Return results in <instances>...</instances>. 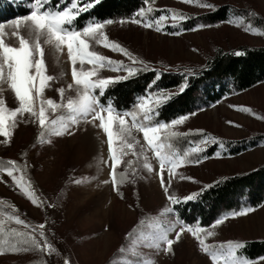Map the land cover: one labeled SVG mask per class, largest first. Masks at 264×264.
<instances>
[{
    "label": "rangeland",
    "instance_id": "rangeland-1",
    "mask_svg": "<svg viewBox=\"0 0 264 264\" xmlns=\"http://www.w3.org/2000/svg\"><path fill=\"white\" fill-rule=\"evenodd\" d=\"M13 1L19 3L20 0ZM56 2L58 0H54ZM200 2L212 7H200L196 3H185L183 0L147 2L138 12L143 10L145 13L140 18L147 21L167 14L168 19L163 23L162 31L132 22L137 19H122L105 24L102 31L109 41L118 43L143 63L134 64L121 52L93 42L92 50L113 61L123 62L125 66L120 71L100 69L99 75L102 78L126 77L127 68L135 69L144 64L201 65L218 48L264 45V35L246 30L251 25L257 31H264V0ZM225 4L237 13L228 20L198 23L190 29L177 30L170 26L180 21L171 19L173 11L184 17H193ZM26 7L31 11L30 1L26 2ZM149 9L156 10L159 14L150 17ZM24 16L3 17L0 23L7 26L12 20ZM7 31L10 33L12 29L7 28ZM176 32L179 35L171 34ZM8 43L16 44L17 41L9 36ZM44 49L47 74L56 77L50 82L51 87L45 89L44 97L61 103L57 89L64 88L66 91L63 102L66 103L67 97L75 96L74 91L68 90V85L73 81L67 50L54 53L48 45H44ZM0 88V99L6 101V107L16 108L18 102L7 83L0 85ZM242 108L251 111L245 112L240 110ZM48 116L49 119L67 117V112L65 108H58L55 113L48 110ZM183 116L188 119L175 126L173 131L186 133L202 130L214 139L217 136L240 139L264 134V81L246 90L227 94L218 101L207 103ZM127 121L130 125L131 117ZM98 124L99 120L93 123L91 116L86 119L81 117L78 123L69 124L68 132L63 135H48L45 132L43 139H39L41 127L35 117L25 113L16 118L10 137L0 136V158L14 161L22 169L14 172V175H23L43 203L40 206L34 205L5 172H0V202L28 224H44L45 234L56 249L51 255L39 251L4 252L0 254V264H65V260L70 264H132L137 259L141 264L145 260H151L152 264H212L210 257L200 250L198 241L187 232L181 235L179 241L174 242L171 253L144 246V237L156 231V222L165 227L169 221L174 222L177 219L173 204L168 200V194L160 183L158 161L153 152L147 151L145 155L154 169L148 171L142 166L143 156H135L132 150H126L127 155L123 156L117 171L121 173L127 170L128 179L119 185L118 191L114 190L110 176L112 161L107 137ZM132 135L139 141L135 146V151L139 152L140 145H145L143 135L135 129H132ZM198 144H193L192 147ZM169 154L182 157L177 152ZM129 160L133 161L131 168L127 164ZM199 161L185 163L173 175L165 170L164 179L170 181L169 194L181 200L223 176L248 171L263 164L264 142L236 155L223 153L219 144L212 155L202 157ZM0 167L6 168L9 165ZM77 180L80 183H75ZM248 207L254 210L242 216L230 215L233 211ZM165 208H172L173 211L164 213ZM223 216H228V219L213 228L215 221ZM150 224L152 228L148 227ZM187 225H199L204 230L201 237L209 245L264 238V200L258 204L242 202L222 211L207 224ZM179 227L177 225L169 233V238L175 240V231ZM208 231H212L214 235L207 236ZM121 248L125 249L124 252L134 253V258L124 259L121 256L110 260V255L121 252ZM262 257L264 256L252 260L253 264H264Z\"/></svg>",
    "mask_w": 264,
    "mask_h": 264
},
{
    "label": "snow or ice",
    "instance_id": "snow-or-ice-1",
    "mask_svg": "<svg viewBox=\"0 0 264 264\" xmlns=\"http://www.w3.org/2000/svg\"><path fill=\"white\" fill-rule=\"evenodd\" d=\"M95 2L98 0H58L56 3L54 0H30L31 11L28 15L12 20L7 26L0 23V85L7 83L8 88L14 94V99L18 102L16 108L9 109L6 107V101L0 99V136L10 137L11 129L16 125V118L25 113L35 117L41 127L39 139H43L45 132L48 135H63L68 132L69 124L78 123L81 117L86 119L91 116L93 123L99 120L98 127L103 130L107 137L108 152L112 161L110 176L114 190L118 191L119 185L128 179L127 170L119 173V179H117L116 172L123 156L127 155L126 150H132V154L135 156H143L144 163L142 166L148 171L154 170L148 162L147 155H145L147 151H151L158 161L160 183L165 193L168 194V200L173 205L180 203L179 198L168 192L170 181L164 179L165 170L169 175L175 174L178 167L188 162L190 154L206 152L207 147L217 143V141L213 137L204 136L197 146L190 149V152H184L183 157L166 152L164 140L180 135L173 131V128L182 124L188 117L182 115L170 123L155 119V116L158 115L157 109L171 98L163 93L158 95L150 93L139 98L138 104L135 105L136 110L132 112L121 113L112 104L101 103L96 95L97 90H99V96H103L110 84L121 79H127V77L102 78L99 75L100 69L109 68L112 71H120L125 66L123 62L113 61L92 50L93 42L106 48L110 47L113 51L121 52L134 64L143 62L138 61L118 43L109 41L102 30L105 24L112 23L111 20L100 22L96 18H90L82 28L76 25L79 16L93 7ZM183 2L196 3L200 7H212L201 3L200 0H183ZM139 15L144 17V11L142 10ZM167 19V14H164L160 15L158 19L147 21L141 19L132 22L141 23L142 26L148 28L154 27L156 31H162V25ZM171 19L177 21L184 20L186 17L173 11ZM7 28H11L12 31L9 33ZM246 30L252 31L254 34L264 35V31H257L251 25ZM171 34L179 35L178 32ZM9 36L17 43H8ZM44 45H48L54 53H63L65 49L67 50L73 81L72 84L68 85V90L74 91L75 96L67 97L66 103L63 102L66 91L64 88L57 89L61 103L44 97L45 89L51 87L50 82L56 79V77L47 74ZM235 54L241 55L240 52ZM85 65L88 67L85 68ZM126 70L128 75H132L136 71L131 67ZM183 91L184 87L182 86L180 92ZM58 108H65L67 117L60 116L56 119H49L48 110L55 113ZM240 110L251 111L248 108ZM128 117H131L130 125L127 121ZM132 129L141 132L145 141V145H140L139 152L135 151V146L139 144V141L132 135ZM200 132L203 134L202 130ZM114 145L116 146L114 147ZM220 147L223 145L221 144ZM216 155L219 156V153ZM195 162L199 163L200 161L198 159ZM7 163L9 167H0V172H5L10 176L23 195L30 199L34 205L40 206L43 202L36 196L30 182H26L23 175L20 177L14 175V172L22 171V169L14 161ZM127 164L131 168L133 161L129 160ZM75 183L78 184L80 181L77 180ZM194 198L195 195H189L184 199L187 201ZM253 210L248 207L241 211H233L230 215L232 217L242 216ZM172 211V208L164 209V213H171ZM8 219L31 231H18L13 228L5 234L3 221H0V237H3L0 238V254L5 251L13 253L39 251L51 255L56 251L45 234L44 224L33 226L18 215H8ZM226 219L228 216L218 218L212 227L221 225ZM177 225L180 227L179 230L175 231V240H173L169 238V233L173 232ZM148 227L152 228V225L150 224ZM155 229L156 231L150 236L144 237L146 241L144 246L171 253L174 242L179 241L181 235L187 232L198 241L200 250L210 257L212 264H253L250 258L237 252L238 249L245 246L243 243L229 241L226 244L209 245L201 237L204 230L199 225L189 226L177 218L174 222L169 221L165 227H161L160 223L156 222ZM206 235L212 236L214 233L208 231ZM8 237L12 239L9 240ZM120 251L123 252L125 249L121 248ZM65 264H70V262L65 260ZM132 264H141V262L137 259ZM143 264H152V261L145 260Z\"/></svg>",
    "mask_w": 264,
    "mask_h": 264
},
{
    "label": "trees",
    "instance_id": "trees-1",
    "mask_svg": "<svg viewBox=\"0 0 264 264\" xmlns=\"http://www.w3.org/2000/svg\"><path fill=\"white\" fill-rule=\"evenodd\" d=\"M28 1L30 0H20L19 3H15L13 0H0V19L28 14L30 11L26 7ZM149 1L98 0L93 7L79 16L76 25L82 28L90 18H96L100 22L122 19L141 20L138 12ZM158 14V11L153 10L149 15L154 17ZM236 14L231 6L225 4L193 17L186 15V19L178 21L174 24L175 26L173 24L170 26L177 30L190 29L198 23H216L228 20ZM237 52L241 55L237 56L235 54ZM135 69L132 75L126 76L127 79L110 84L103 96H99V90H97L96 95L101 103L112 104L117 111L132 112L136 110L135 105L138 104L139 98L150 93L157 95L163 93L171 98L157 109L158 115L155 119L160 122H169L207 103L216 102L227 94L240 92L263 82L264 45L218 48L201 65L180 63L175 66L165 64L147 66L144 64ZM182 86L184 91L181 93ZM202 133L198 130L179 133L180 135L176 137L164 140L165 150L168 153L177 152L183 157L184 152H190L193 144H198L204 136L208 135L203 131ZM215 140L217 143L208 146L206 152L190 154L186 163L212 155L219 144L223 145L221 147L223 153L236 155L264 142V134H255L240 139L217 136ZM7 162L0 158V165L6 166ZM116 172L117 179H119L117 169ZM191 195H195V198L187 201L181 199L180 203L173 205L176 217L185 224H207L222 211L240 205L242 202L258 204L264 200V163L248 171L223 176ZM8 215L15 214L0 202V221H3L5 234L13 228L30 232L22 225H16L14 221L9 220ZM241 243L245 246L237 250L238 254L251 260L264 256V238L244 240ZM121 256L124 259H131L134 258V253L117 252L114 256L110 255V260Z\"/></svg>",
    "mask_w": 264,
    "mask_h": 264
}]
</instances>
